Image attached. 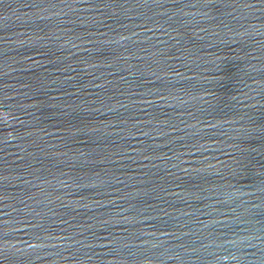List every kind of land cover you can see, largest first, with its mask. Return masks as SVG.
Wrapping results in <instances>:
<instances>
[{
	"label": "water",
	"instance_id": "water-1",
	"mask_svg": "<svg viewBox=\"0 0 264 264\" xmlns=\"http://www.w3.org/2000/svg\"><path fill=\"white\" fill-rule=\"evenodd\" d=\"M0 264H264V0H0Z\"/></svg>",
	"mask_w": 264,
	"mask_h": 264
}]
</instances>
